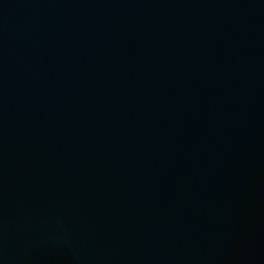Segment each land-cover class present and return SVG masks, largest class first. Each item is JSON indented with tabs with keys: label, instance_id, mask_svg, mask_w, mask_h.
I'll return each instance as SVG.
<instances>
[{
	"label": "water",
	"instance_id": "1",
	"mask_svg": "<svg viewBox=\"0 0 264 264\" xmlns=\"http://www.w3.org/2000/svg\"><path fill=\"white\" fill-rule=\"evenodd\" d=\"M0 264H264V0H0Z\"/></svg>",
	"mask_w": 264,
	"mask_h": 264
}]
</instances>
